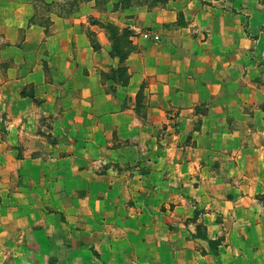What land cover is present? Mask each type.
I'll list each match as a JSON object with an SVG mask.
<instances>
[{"label":"crops","instance_id":"crops-1","mask_svg":"<svg viewBox=\"0 0 264 264\" xmlns=\"http://www.w3.org/2000/svg\"><path fill=\"white\" fill-rule=\"evenodd\" d=\"M152 1L0 0V264H264V2Z\"/></svg>","mask_w":264,"mask_h":264},{"label":"rangeland","instance_id":"rangeland-1","mask_svg":"<svg viewBox=\"0 0 264 264\" xmlns=\"http://www.w3.org/2000/svg\"><path fill=\"white\" fill-rule=\"evenodd\" d=\"M91 0H34V6L35 9H37L38 14H37V22L45 24L49 27V12H60L64 15H69L73 11H76L79 9L80 6L83 4L90 2ZM97 4V9L99 10H110L114 8L115 2L114 0H94ZM264 2V0H261ZM143 3L147 6H152L154 2L152 0H143ZM119 4H122L123 7H125L128 3L127 2H120ZM110 25H107L108 32L112 35H116V31L113 29H109ZM120 32L118 31V34ZM119 42H120V49L122 52L126 53L129 51L131 48L127 46L128 39H122L118 37ZM116 76L117 79L119 78V75L116 74L114 75L113 72L109 73V75H106L107 78ZM142 102V101H141ZM140 108V107H139ZM141 113V111H140Z\"/></svg>","mask_w":264,"mask_h":264},{"label":"trees","instance_id":"trees-1","mask_svg":"<svg viewBox=\"0 0 264 264\" xmlns=\"http://www.w3.org/2000/svg\"><path fill=\"white\" fill-rule=\"evenodd\" d=\"M179 24L183 25V23H181L180 21H179ZM109 29H113V31L114 30L116 31V35L115 36L111 35L112 40H113V55L119 57L120 64H121L118 69L113 70L112 72H113L114 75L118 74L119 75V81L122 82L125 85V84L128 83L129 77H128V74H127V67L124 65V63H125V60L127 59L128 55L130 54L131 49L129 51H127L126 53L125 52L123 53L122 50L120 49V42H119L118 37H120L122 39L123 38L127 39L132 34H131V32L129 30H124L122 34H120V33L118 34V31H119L118 28L114 27V26H111V25L109 26ZM113 79H116V76H113ZM142 98H143L142 97V93H139V95L137 97V103H139V105H140V102L142 101ZM137 113L140 114V109L138 107H137ZM209 243L211 245L215 244V242H213V241H209Z\"/></svg>","mask_w":264,"mask_h":264}]
</instances>
